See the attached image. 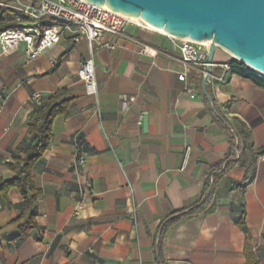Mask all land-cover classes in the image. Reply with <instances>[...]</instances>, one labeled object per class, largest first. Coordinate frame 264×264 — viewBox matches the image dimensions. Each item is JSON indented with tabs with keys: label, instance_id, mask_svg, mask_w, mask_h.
<instances>
[{
	"label": "crops",
	"instance_id": "1",
	"mask_svg": "<svg viewBox=\"0 0 264 264\" xmlns=\"http://www.w3.org/2000/svg\"><path fill=\"white\" fill-rule=\"evenodd\" d=\"M3 13L12 14L15 26L13 11ZM72 37L64 31L33 61L23 46L0 53V187L14 176L9 164L30 141L32 95L71 99L69 114L55 119L51 145L33 168L42 191L37 228L20 244L15 238L26 223L18 220L24 199L16 188L8 193L10 205L0 194V264H248L247 244L264 264V87L231 73V55L218 48L207 83L214 111L201 72L178 79L184 70L179 43L167 34L131 26L127 37L106 36L114 50ZM90 57L97 96L87 94L78 76ZM124 95L135 101L124 107ZM218 114L249 131L241 142L256 155L254 177L248 180L249 162L237 163L217 180L206 212L162 235L172 211L200 201L213 168L239 157L232 156ZM80 155L88 158L83 168L75 166ZM88 183L92 188L82 197Z\"/></svg>",
	"mask_w": 264,
	"mask_h": 264
},
{
	"label": "built area",
	"instance_id": "2",
	"mask_svg": "<svg viewBox=\"0 0 264 264\" xmlns=\"http://www.w3.org/2000/svg\"><path fill=\"white\" fill-rule=\"evenodd\" d=\"M0 9L13 11L15 23L13 28L0 32V53L7 56L12 55L23 46L29 61L38 59L54 48L60 42L64 31L73 34L74 42L88 40L91 44L96 43L99 47L114 50L116 43L107 41V35L127 37L131 26L150 29L145 21L135 22L130 16L86 0H2ZM170 37L179 43L181 55L179 62L184 69L178 74V79L186 82L187 72L191 70L201 72L204 78L208 68L210 45L189 38ZM255 71L264 77V73ZM78 76L84 82L87 94L97 96L99 90L93 57L82 62ZM186 89L189 90L188 87ZM190 96L195 98L196 92L190 90ZM31 100L34 105H40L43 96L40 92H36ZM122 101L126 107L128 102H134L135 98L124 95ZM191 150L190 146L185 149L182 169L188 163ZM261 158L264 159V154ZM87 163L88 158L80 155L75 166L83 168ZM91 188V183L82 188L80 192L82 197ZM83 202L84 199H81L79 205L81 206Z\"/></svg>",
	"mask_w": 264,
	"mask_h": 264
},
{
	"label": "water",
	"instance_id": "3",
	"mask_svg": "<svg viewBox=\"0 0 264 264\" xmlns=\"http://www.w3.org/2000/svg\"><path fill=\"white\" fill-rule=\"evenodd\" d=\"M118 13L141 17L178 39L210 40L203 92L212 104L207 83L214 57L222 48L250 68L264 73V0H86ZM147 126V122H145Z\"/></svg>",
	"mask_w": 264,
	"mask_h": 264
},
{
	"label": "trees",
	"instance_id": "4",
	"mask_svg": "<svg viewBox=\"0 0 264 264\" xmlns=\"http://www.w3.org/2000/svg\"><path fill=\"white\" fill-rule=\"evenodd\" d=\"M11 20V13L0 15V32L14 27L10 23ZM228 65L231 73L250 79L258 86L264 87V77L260 76L258 72L246 64L232 58ZM70 102L71 99L63 98L61 93H56L43 98L40 105H34L28 118V127L31 135L30 141L18 149L17 154L14 156V163L9 164V168L13 171L14 176L4 181L0 187V194L8 205H10L8 193L13 188L18 189L24 199L23 211L18 220L26 218V223L20 226V234L15 238L17 244H20L27 237L30 229L37 228L36 206L38 199L42 195V191L36 187L33 180V168L42 159L44 153L51 145L52 126L55 119L58 116L69 114ZM218 117L224 123L228 133L232 147V156L236 157V155H239V157L237 160L229 158L213 168L212 173L206 181L205 193L200 201L194 206L172 211L162 227V235L174 223L206 212L213 202L217 180L229 172L237 163L245 165L249 162V167L253 170V173L248 180L254 177L253 162L256 155L252 152L251 145L241 142V134L247 138L249 137V131L244 127L237 130L226 118L219 114ZM238 187L241 189L245 188V183L240 184ZM245 254L248 264H259L249 244L246 245Z\"/></svg>",
	"mask_w": 264,
	"mask_h": 264
},
{
	"label": "bare ground",
	"instance_id": "5",
	"mask_svg": "<svg viewBox=\"0 0 264 264\" xmlns=\"http://www.w3.org/2000/svg\"><path fill=\"white\" fill-rule=\"evenodd\" d=\"M130 18H132L135 22H141V20L144 21L141 17H131V16H130ZM145 22H146V21H145ZM146 23H147V25H148L151 29H153V30H157L158 32H160V33H162V34H167L168 36H171V35H169L167 32H165V30L161 29L160 27H156V26H154V25H152V24H150V23H148V22H146ZM203 42L206 43V44H209V45H210V43H211L210 40L203 41Z\"/></svg>",
	"mask_w": 264,
	"mask_h": 264
},
{
	"label": "rangeland",
	"instance_id": "6",
	"mask_svg": "<svg viewBox=\"0 0 264 264\" xmlns=\"http://www.w3.org/2000/svg\"><path fill=\"white\" fill-rule=\"evenodd\" d=\"M230 54V53H229ZM231 55V54H230ZM231 58H234L233 55H231Z\"/></svg>",
	"mask_w": 264,
	"mask_h": 264
}]
</instances>
